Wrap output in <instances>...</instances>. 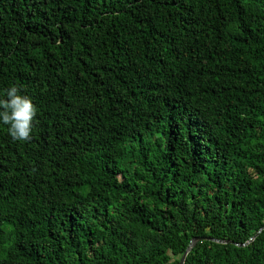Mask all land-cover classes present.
Masks as SVG:
<instances>
[{
    "label": "trees",
    "instance_id": "trees-1",
    "mask_svg": "<svg viewBox=\"0 0 264 264\" xmlns=\"http://www.w3.org/2000/svg\"><path fill=\"white\" fill-rule=\"evenodd\" d=\"M11 86L0 264H264V0H0Z\"/></svg>",
    "mask_w": 264,
    "mask_h": 264
},
{
    "label": "clouds",
    "instance_id": "clouds-1",
    "mask_svg": "<svg viewBox=\"0 0 264 264\" xmlns=\"http://www.w3.org/2000/svg\"><path fill=\"white\" fill-rule=\"evenodd\" d=\"M21 89L11 86L6 90L5 98H0V121L8 125V133L13 141H30L32 139L33 121L37 107Z\"/></svg>",
    "mask_w": 264,
    "mask_h": 264
},
{
    "label": "water",
    "instance_id": "water-1",
    "mask_svg": "<svg viewBox=\"0 0 264 264\" xmlns=\"http://www.w3.org/2000/svg\"><path fill=\"white\" fill-rule=\"evenodd\" d=\"M261 231V230H260ZM259 231V232H260ZM258 232V233H259ZM201 239L200 238H196V239H193L192 240V242L190 243V245H189V247L187 248V251H186V253L184 254V256H183V258H182V260H181V262H180V264H184L185 263V260H186V258H187V255H188V253L192 250V248L196 245V243L198 242V241H200ZM217 242H220V241H217Z\"/></svg>",
    "mask_w": 264,
    "mask_h": 264
}]
</instances>
